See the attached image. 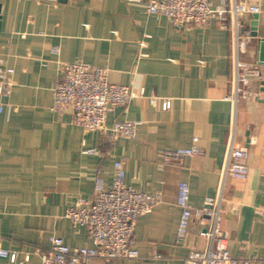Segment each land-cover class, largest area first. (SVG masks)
<instances>
[{
  "label": "crops",
  "instance_id": "obj_1",
  "mask_svg": "<svg viewBox=\"0 0 264 264\" xmlns=\"http://www.w3.org/2000/svg\"><path fill=\"white\" fill-rule=\"evenodd\" d=\"M213 5L231 0H210ZM258 12L240 17L248 41L239 59L256 65L252 94L237 103L233 90V15L202 26L176 27L163 15L146 12L131 0H0V56L14 68L11 94L0 112V246L17 262L40 264L35 249L48 236L69 246L90 244L83 225L64 216L76 197H90L94 178L109 187L113 163L120 159L124 181L161 201L138 216L132 240L143 258L90 264H186L184 256L203 248L200 223L192 218L181 241L176 231L181 209L177 184L189 185V203L199 207L222 184L225 153L232 137L249 150L243 179L226 176L222 186L221 228L232 255L264 257V0H246ZM255 32L256 36H251ZM58 49V53L53 51ZM81 61L107 69L112 83L142 95L115 106L104 130L73 124L71 109H50L52 86L61 62ZM169 98L162 109L160 99ZM137 121L135 138L115 136L114 120ZM196 144L201 153L167 160L161 150ZM96 148L94 153L84 148ZM156 251L160 257L150 258ZM0 264H17L0 257Z\"/></svg>",
  "mask_w": 264,
  "mask_h": 264
},
{
  "label": "built area",
  "instance_id": "obj_2",
  "mask_svg": "<svg viewBox=\"0 0 264 264\" xmlns=\"http://www.w3.org/2000/svg\"><path fill=\"white\" fill-rule=\"evenodd\" d=\"M142 1L146 12L163 15L176 27L202 26L212 18L223 22L230 13L233 15L234 27V78L233 90L224 96L237 103L252 94L249 87L250 78L259 75L256 65L239 59L244 52L248 39L239 32L240 17L247 12H258L257 5L248 4L246 0H231L213 5L210 0H131ZM58 53L57 48H53ZM14 68L0 56V112L4 110V99L11 94ZM142 95L134 92L128 85L112 83L108 79L105 67L86 62H61L60 72L52 86V103L50 109L60 112L71 109L73 124L84 131L104 130L107 114L115 106H125L133 97ZM160 99L162 109L170 106L169 98L150 97L151 102ZM137 121L114 120L109 127L118 137L132 139L136 136ZM190 146L173 150H161L167 160H176L183 156L201 153L196 144L197 138ZM85 153H94L96 148H84ZM249 150L238 145L231 138L225 153L222 184L214 196H208L199 207L189 203V185L186 181L177 184L176 204L180 207L176 237L181 241L192 218L200 223V235L205 238L203 248L192 249L184 256L186 264H264L263 258L232 255L227 238L221 228L222 186L226 176L243 179L249 172ZM114 173L109 187H105L100 175L94 178L93 192L90 197L78 196L64 211V216L73 225H83L90 244L69 246L62 237L48 236V246L44 250L35 249L39 254L40 264H90L93 258L103 260L143 258L135 248L132 240L133 230L138 216L149 212L161 201V192H146L127 185L124 181L125 169L120 159L113 163ZM0 257L11 262L23 264L30 257L26 253L22 261L17 262L16 253L0 246ZM150 258L160 255L153 251Z\"/></svg>",
  "mask_w": 264,
  "mask_h": 264
},
{
  "label": "water",
  "instance_id": "obj_3",
  "mask_svg": "<svg viewBox=\"0 0 264 264\" xmlns=\"http://www.w3.org/2000/svg\"><path fill=\"white\" fill-rule=\"evenodd\" d=\"M251 36H256V33L252 32ZM258 59L259 61H264V38H259L258 40Z\"/></svg>",
  "mask_w": 264,
  "mask_h": 264
}]
</instances>
